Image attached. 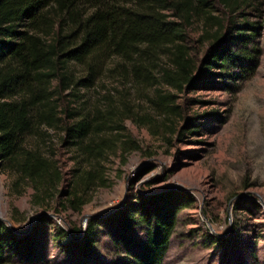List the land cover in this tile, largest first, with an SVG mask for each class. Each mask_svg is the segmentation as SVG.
Segmentation results:
<instances>
[{
    "label": "rangeland",
    "instance_id": "rangeland-1",
    "mask_svg": "<svg viewBox=\"0 0 264 264\" xmlns=\"http://www.w3.org/2000/svg\"><path fill=\"white\" fill-rule=\"evenodd\" d=\"M216 1L210 3L223 18ZM249 3L239 17L256 23V37L234 44L235 64L211 70L214 75H205V85L178 91L166 84L151 88L122 82L110 72L113 59L93 87L80 91L87 107L105 108L110 96L114 111L130 118L123 129L104 136H129L139 149L122 153L114 146L103 160L108 186L89 192L79 212L65 208L66 196L35 202L31 186L0 161V222L19 236L33 234L39 264H130L147 236L142 226L118 234L110 224L99 223L87 251L69 244L85 236L91 220L169 190L186 192L193 202L178 213L161 264H264V0ZM174 19L185 28L184 45L196 65L194 76L200 75L211 48L205 27L201 21ZM157 91L171 96L179 116L163 114L154 104L159 101L151 102ZM191 127L197 132L183 137ZM63 137L60 129L41 128L25 142L56 162L64 178L60 192L69 190L76 166L75 152ZM54 224L66 232L63 240ZM10 263L29 264L17 257Z\"/></svg>",
    "mask_w": 264,
    "mask_h": 264
},
{
    "label": "trees",
    "instance_id": "trees-1",
    "mask_svg": "<svg viewBox=\"0 0 264 264\" xmlns=\"http://www.w3.org/2000/svg\"><path fill=\"white\" fill-rule=\"evenodd\" d=\"M210 1L0 0V161L31 186L35 202L66 196L65 208L79 212L89 192L108 186L103 160L114 146L122 153L139 149L129 136H104L123 129L130 118L114 111L110 96L105 97V108L87 107L80 92L94 86L108 61L117 59L110 72H117L122 82L151 88L166 84L178 91L205 85V75H214L211 70L235 64L231 47L257 35L256 23L239 17L249 0H217L223 18L215 15ZM174 18L186 24L201 21L205 27L211 48L200 75L194 76L196 65L184 45L185 28ZM157 92L151 102L158 100L154 104L163 114L179 116L171 96ZM41 128L60 129L64 145L75 152L68 191H59L64 178L56 162L39 147L25 145ZM194 128L181 135L195 134ZM136 200L104 219L91 220L85 236L69 245L87 251L99 223L110 224L118 234L129 226H142L147 236L130 264H161L177 215L193 198L169 190ZM54 226L63 240L66 232ZM14 257L39 264L34 236H19L0 222V264H11Z\"/></svg>",
    "mask_w": 264,
    "mask_h": 264
},
{
    "label": "water",
    "instance_id": "water-1",
    "mask_svg": "<svg viewBox=\"0 0 264 264\" xmlns=\"http://www.w3.org/2000/svg\"><path fill=\"white\" fill-rule=\"evenodd\" d=\"M12 231L14 232V229H12Z\"/></svg>",
    "mask_w": 264,
    "mask_h": 264
}]
</instances>
